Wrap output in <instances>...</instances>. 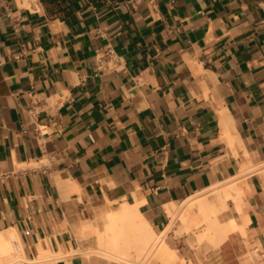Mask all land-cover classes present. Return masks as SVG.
Masks as SVG:
<instances>
[{
	"label": "crops",
	"instance_id": "obj_1",
	"mask_svg": "<svg viewBox=\"0 0 264 264\" xmlns=\"http://www.w3.org/2000/svg\"><path fill=\"white\" fill-rule=\"evenodd\" d=\"M0 171V233L60 254L37 264H115L78 252L108 250L107 208L162 235L168 204L240 175L218 221L244 230L195 264H264V0H0Z\"/></svg>",
	"mask_w": 264,
	"mask_h": 264
},
{
	"label": "bare ground",
	"instance_id": "obj_2",
	"mask_svg": "<svg viewBox=\"0 0 264 264\" xmlns=\"http://www.w3.org/2000/svg\"><path fill=\"white\" fill-rule=\"evenodd\" d=\"M29 1L30 0H25V3L27 4ZM224 124L226 126L227 122H224ZM253 170L254 171L257 170V167L253 168L250 172H252ZM240 179H241L240 175L239 176L237 175V177L235 178L229 179L220 184H216L208 188L207 190L201 192V194L199 193L198 195L185 200L180 205L177 203L168 204L167 208L172 216L171 226L177 221L178 218H181L183 220L182 222H184V228L188 230H191L195 227H200L205 223H207L208 224V226L206 227L207 233L204 234L198 233L199 234L197 236L198 241H202L204 238L208 237L209 235L208 232L209 233L213 232V237L215 238V240L221 242L222 240L227 238L230 232L244 230L239 220L236 218H231V220L228 221L226 224H221L218 221L219 212L224 210L228 206L225 195L226 190H229L228 191L229 194L231 192V194L233 195L232 199L238 204L240 211L241 212L243 211L242 201L245 199L244 198L245 195L243 188H241L242 186L240 185ZM214 193H216L217 196L216 198L212 199L211 195ZM139 204L140 203L130 204L126 201L119 207L118 210L107 208L105 214L99 219L100 220L99 230L104 229L108 239V250L106 249L107 251L104 252L108 256L117 257L118 255H116V253L121 252L122 246L128 247L130 245V237L132 234L136 236V238L143 244L142 246L144 247V249L147 251L146 248L150 247L151 244L156 242L158 238L160 239L164 237V235L167 233L168 230L162 233V235H159L151 227V225L145 220V218L141 214V211L139 209ZM0 246H1L0 248L4 250V252L2 251V253H4L2 254V257L4 256L5 258H7V261L5 260V262H7L6 264H24L23 262L25 261L30 264H37L40 262L49 261L53 256H60V254L57 253L55 254L52 253L51 251L44 250L42 248L39 259L38 258L37 260L29 259L25 255L23 245L21 244L18 234L14 229H11L9 231L8 236L4 235L3 233H0ZM166 249H168V247ZM122 258L124 260L125 257H121L120 259Z\"/></svg>",
	"mask_w": 264,
	"mask_h": 264
},
{
	"label": "rangeland",
	"instance_id": "obj_3",
	"mask_svg": "<svg viewBox=\"0 0 264 264\" xmlns=\"http://www.w3.org/2000/svg\"><path fill=\"white\" fill-rule=\"evenodd\" d=\"M216 196L217 194L214 193L211 195V198H216ZM207 226L208 224L205 223L199 228L188 230L184 228V226L182 225V222L178 220L176 224H174V226L170 229V231L166 233L164 237H162L163 240L162 238H160L161 240L158 238L156 242L151 244L150 247L148 248L145 247L147 251L144 249V247L142 248L143 250L140 248L141 245L139 242L137 243V241H133L130 247L131 251L128 255L126 254L124 255L125 256L124 260L123 258L122 259L113 258L111 256H108L98 251L104 248V246L100 242L99 233L95 234L96 236L94 239L95 241L94 244L93 243L92 244L83 243L81 248L78 250V252H83L87 255L94 254V255L102 256L103 258H106L109 261L115 262V264H137V263L144 264V262L145 264H195V260L193 256V253L195 251L197 252L195 257L197 258V260L200 261L201 256L203 254L209 251L210 248H213V246H217L215 243V240L212 237H207L203 241L197 240L198 233L204 231ZM156 232H160V230H156ZM160 241L161 242L163 241V242L161 243ZM167 247L168 249H166ZM1 249L2 248H0V264L2 263L6 264L7 262H5V260L7 261V258H5L4 256L2 257V254H4L2 253V251L4 252V250L3 249L1 250ZM237 252H238L237 255L239 256V260H241L242 264H254L255 263L256 256L253 252L249 250L244 251L243 249H238ZM176 253L179 255V257H177ZM129 257L132 259H130ZM23 263L30 264L26 261Z\"/></svg>",
	"mask_w": 264,
	"mask_h": 264
},
{
	"label": "built area",
	"instance_id": "obj_4",
	"mask_svg": "<svg viewBox=\"0 0 264 264\" xmlns=\"http://www.w3.org/2000/svg\"><path fill=\"white\" fill-rule=\"evenodd\" d=\"M114 53V50L112 47H108L107 50L105 51H98L97 52V59L100 63L104 62V60L109 57L110 55H112ZM56 158L55 155L51 156L50 160H54ZM51 164H45L44 166H42V170L43 171H47L50 168ZM13 174V172H2L0 171V181H5L7 179H9L11 177V175Z\"/></svg>",
	"mask_w": 264,
	"mask_h": 264
}]
</instances>
